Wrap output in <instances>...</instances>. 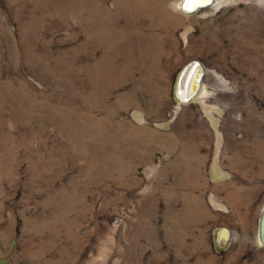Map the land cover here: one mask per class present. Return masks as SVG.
Instances as JSON below:
<instances>
[{"label": "rangeland", "instance_id": "1", "mask_svg": "<svg viewBox=\"0 0 264 264\" xmlns=\"http://www.w3.org/2000/svg\"><path fill=\"white\" fill-rule=\"evenodd\" d=\"M185 1L0 0V264H264V0Z\"/></svg>", "mask_w": 264, "mask_h": 264}, {"label": "bare ground", "instance_id": "2", "mask_svg": "<svg viewBox=\"0 0 264 264\" xmlns=\"http://www.w3.org/2000/svg\"><path fill=\"white\" fill-rule=\"evenodd\" d=\"M215 2L218 3L217 0H186L184 2V6L187 9H197L199 7L203 9H208L212 7V5ZM202 72L203 69L199 65L192 63L184 72L181 79V90L183 94L187 95V97L189 94H192L197 90L198 88L197 86L200 81L199 78L201 77ZM260 231H261V240L264 243V211H263V217L261 218L260 221Z\"/></svg>", "mask_w": 264, "mask_h": 264}]
</instances>
